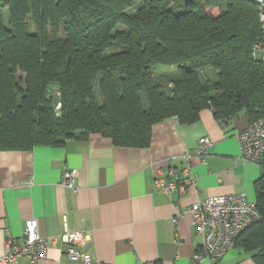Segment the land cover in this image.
<instances>
[{
  "label": "trees",
  "instance_id": "obj_1",
  "mask_svg": "<svg viewBox=\"0 0 264 264\" xmlns=\"http://www.w3.org/2000/svg\"><path fill=\"white\" fill-rule=\"evenodd\" d=\"M260 36L255 0H0V150L90 133L143 147L154 123L207 106L264 117ZM258 164L260 218L234 243L264 264V152Z\"/></svg>",
  "mask_w": 264,
  "mask_h": 264
},
{
  "label": "crops",
  "instance_id": "obj_2",
  "mask_svg": "<svg viewBox=\"0 0 264 264\" xmlns=\"http://www.w3.org/2000/svg\"><path fill=\"white\" fill-rule=\"evenodd\" d=\"M249 122L245 112L218 119L211 107L185 123L169 117L151 127L146 146L116 145L90 133L63 145L0 150V255L8 238L18 240L24 221L37 218L47 252L37 264H81L66 255L64 228L86 230L84 250L102 264H257L258 248L238 242L218 259L193 262L201 236L184 208L208 196L245 193L255 202L258 163L242 160L236 133ZM208 137L206 154L195 155L198 140ZM190 152L195 184L162 192L154 186L159 172L180 171L181 155ZM75 168L77 191L59 186L62 170ZM80 249V248H79ZM19 264H32L25 258Z\"/></svg>",
  "mask_w": 264,
  "mask_h": 264
},
{
  "label": "built area",
  "instance_id": "obj_3",
  "mask_svg": "<svg viewBox=\"0 0 264 264\" xmlns=\"http://www.w3.org/2000/svg\"><path fill=\"white\" fill-rule=\"evenodd\" d=\"M255 2L258 7L261 36L254 43L252 54L264 62V0ZM236 139L239 157L245 161L258 163L264 152V117L249 121L236 133ZM210 144L211 140L208 137L199 138L194 150L195 155L202 158ZM190 157V152L181 155L183 163L179 172L174 168H169L167 174L159 172L153 180L154 186L168 193L194 185L195 177L190 170ZM77 174L75 168L62 170L59 186L76 192ZM182 214L190 217L195 231L201 236L200 250L193 255V262L220 258L234 245L239 233L260 218L255 202L248 201L243 192L208 196L203 201H196L184 208ZM60 238L67 245L66 255L69 259L80 261L81 264H102L98 260L92 261L90 253L83 249L89 239L88 231L70 230L65 227ZM47 248L46 238L39 233L37 218H28L24 221L21 238L18 240L8 238L5 241L0 264H19L21 258L37 264L45 257Z\"/></svg>",
  "mask_w": 264,
  "mask_h": 264
},
{
  "label": "rangeland",
  "instance_id": "obj_4",
  "mask_svg": "<svg viewBox=\"0 0 264 264\" xmlns=\"http://www.w3.org/2000/svg\"><path fill=\"white\" fill-rule=\"evenodd\" d=\"M135 9L132 7V9L130 8V9H128V12H133ZM170 70H172L173 68L171 67V68H169ZM168 69V70H169ZM209 75H210V77H214V71L212 70V71H210L209 72ZM58 107V106H57Z\"/></svg>",
  "mask_w": 264,
  "mask_h": 264
}]
</instances>
